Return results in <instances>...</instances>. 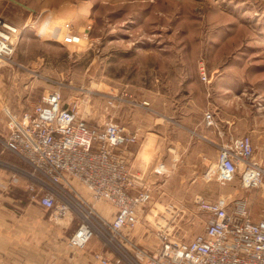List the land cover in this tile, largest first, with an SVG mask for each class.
I'll use <instances>...</instances> for the list:
<instances>
[{
  "label": "rangeland",
  "instance_id": "obj_1",
  "mask_svg": "<svg viewBox=\"0 0 264 264\" xmlns=\"http://www.w3.org/2000/svg\"><path fill=\"white\" fill-rule=\"evenodd\" d=\"M67 33L78 41L66 42ZM0 41L10 48L0 53V148L8 130L6 110L30 109L44 92L58 89L89 125L121 123L138 132L135 143L140 135L138 126L130 127L135 122L145 130L163 124L160 138L175 141L182 136L183 117L193 122L211 100L218 125L228 120L234 136L249 133L264 153V5L257 0H0ZM201 64L212 73L207 82L200 78ZM188 129L184 136L193 144L197 134ZM7 152L9 165L27 169ZM215 168L208 172L206 164L179 159L169 175L147 178L151 202L138 212L136 225L120 232L127 239L119 238L124 250L113 245L124 255L136 248L155 250L157 223L178 240L203 232L208 214L195 204V194L204 190L228 199ZM238 181L227 182L229 189ZM22 184L9 180L0 204L41 206ZM181 193L187 206H176ZM169 203L173 215L164 212ZM49 216L75 229L80 222L50 211ZM72 229L65 227L63 234L69 237ZM91 240L111 253V263L118 257L99 236L84 248Z\"/></svg>",
  "mask_w": 264,
  "mask_h": 264
},
{
  "label": "built area",
  "instance_id": "obj_2",
  "mask_svg": "<svg viewBox=\"0 0 264 264\" xmlns=\"http://www.w3.org/2000/svg\"><path fill=\"white\" fill-rule=\"evenodd\" d=\"M257 1L264 5V0ZM66 35V42L78 41L77 36ZM0 45V53L8 54L10 48L1 41ZM211 76L201 64L200 78L207 82ZM7 113L3 146L27 167L8 165L13 170L10 183L24 182L51 216L80 219L68 237L70 247L82 249L99 236L119 253L114 264H264V157H253L248 135L233 146H218L214 175L221 182L238 177L244 192L258 190L260 216L252 215L247 197H235L228 203L197 194L195 204L208 214L203 232L178 240L164 224L157 223L159 244L155 250L136 248L124 255L113 242L124 250L119 238L127 239L120 232L136 225L138 212L152 200L146 178L131 173L124 156L125 146L136 142L137 133L117 122L89 125L79 115L77 104H65L58 89L44 92L30 109ZM203 119L207 127L217 124L213 108L204 111ZM96 201L102 202L104 209L95 207ZM107 206L111 219H107ZM164 212L173 215L174 205L167 204ZM110 254L98 251L93 256L109 264Z\"/></svg>",
  "mask_w": 264,
  "mask_h": 264
},
{
  "label": "crops",
  "instance_id": "obj_3",
  "mask_svg": "<svg viewBox=\"0 0 264 264\" xmlns=\"http://www.w3.org/2000/svg\"><path fill=\"white\" fill-rule=\"evenodd\" d=\"M207 107L213 108L216 113L211 100L207 102ZM207 107H204L193 122H188L183 117L181 120L183 123L181 125L182 131H180L182 136L175 141L169 138L167 140L163 137L160 138L158 132L159 130L162 131L163 124L159 125V129L153 128V125L150 124L146 126L150 129L145 130L142 124H137L133 120L135 125H130V127L138 126L140 135L137 143L128 144L124 148V156L130 172L140 174L146 180L147 178L158 180L169 175L168 172L174 169V162L179 159L181 163L185 162V164H206L209 172L212 167H216L218 146L222 144L233 146L244 135L251 138L254 146L253 157L257 159L264 157V153L258 150L257 144L249 133L234 136L231 123L229 125L228 120H225L220 126L218 122L216 126H205L203 113ZM115 116L122 117V115L119 116V113H115ZM149 122L151 123L152 119ZM188 127L194 129L195 134H197L193 144H190V139L184 136L190 131ZM218 140L222 143H218ZM170 141L173 144L170 145ZM8 155L11 154L4 148H0V190L9 185L12 174L8 167L11 163ZM221 184L224 185L223 191L228 196L225 202L230 203L235 197H247L252 215L254 217L261 215V210L259 212V208L255 207L257 204L260 206L258 190L244 192L239 188V181L238 186L236 188L231 187V189H229L227 182ZM13 186V188L21 187L20 185ZM254 193L258 194L257 200L256 196L253 195ZM183 195L184 193H181V196ZM200 195L209 200L221 199V195L210 191L203 190ZM187 201L185 197L181 198L176 202V206H187ZM103 207L98 206V209ZM107 207L105 208L107 210L106 215L110 217L111 208ZM69 224L71 223L67 222L63 226L58 225V222L49 216L48 209L41 206H2L0 204V264H102L93 256L94 251L101 249L95 241L91 240V245L84 249H74L67 244L68 235L63 234V229L65 227L73 228L70 235L75 230V227L69 226ZM145 236L140 232L138 238L143 241Z\"/></svg>",
  "mask_w": 264,
  "mask_h": 264
},
{
  "label": "bare ground",
  "instance_id": "obj_4",
  "mask_svg": "<svg viewBox=\"0 0 264 264\" xmlns=\"http://www.w3.org/2000/svg\"><path fill=\"white\" fill-rule=\"evenodd\" d=\"M1 46V45H0ZM6 111H8V110H6Z\"/></svg>",
  "mask_w": 264,
  "mask_h": 264
}]
</instances>
